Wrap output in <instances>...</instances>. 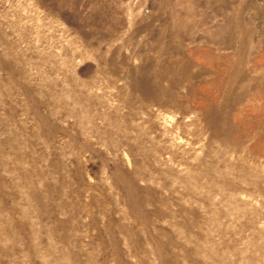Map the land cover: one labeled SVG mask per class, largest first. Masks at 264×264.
Here are the masks:
<instances>
[{
    "label": "rangeland",
    "instance_id": "obj_1",
    "mask_svg": "<svg viewBox=\"0 0 264 264\" xmlns=\"http://www.w3.org/2000/svg\"><path fill=\"white\" fill-rule=\"evenodd\" d=\"M0 264H264V0H0Z\"/></svg>",
    "mask_w": 264,
    "mask_h": 264
}]
</instances>
